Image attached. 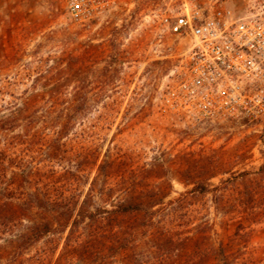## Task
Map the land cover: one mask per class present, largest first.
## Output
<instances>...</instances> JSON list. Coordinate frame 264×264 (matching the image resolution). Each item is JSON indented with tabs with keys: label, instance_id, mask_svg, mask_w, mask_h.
<instances>
[{
	"label": "rangeland",
	"instance_id": "rangeland-1",
	"mask_svg": "<svg viewBox=\"0 0 264 264\" xmlns=\"http://www.w3.org/2000/svg\"><path fill=\"white\" fill-rule=\"evenodd\" d=\"M185 3L237 13L264 10V0H117L100 18L80 24L70 18L67 0H0V109L62 107L79 85L75 77L82 79L83 89L96 96L91 117L99 118L107 106V123L92 133L89 124L71 127L62 141L60 170L76 179L82 166L77 145L92 139L110 146L115 170L125 172L131 185H149L163 195L161 219L138 251H153L165 226L174 228L176 238H188L187 247L202 235L204 244L222 242L239 254V264H264V198L250 204L252 214L238 234L240 219L233 213L244 212L233 205L239 189L264 186V172L239 175L264 165V122L163 109L187 47L168 26ZM232 175L238 179L216 196H180L193 182L211 177L207 184L217 186ZM171 199L177 201L169 204ZM64 238H49L38 252L59 251Z\"/></svg>",
	"mask_w": 264,
	"mask_h": 264
},
{
	"label": "trees",
	"instance_id": "trees-1",
	"mask_svg": "<svg viewBox=\"0 0 264 264\" xmlns=\"http://www.w3.org/2000/svg\"><path fill=\"white\" fill-rule=\"evenodd\" d=\"M75 82L79 85L62 107L0 109V264H105L109 259H115L114 264H239V254L222 242L204 244L201 235L187 247L189 239L176 238L173 227L162 226L153 251H138L161 219L163 195L149 185H131L125 172L115 170L110 146L83 139L76 148L82 160L77 178L60 170L62 141L71 136L70 128L89 124L92 133L107 123L108 107L92 118L96 96L83 89L82 79L75 77ZM263 172L264 165L239 175ZM210 178L193 182L180 196H216L238 176L220 178L217 186L207 184ZM243 187L233 202L244 211L233 210L240 219L237 234L252 214L250 204L264 198V186ZM219 201L223 200L217 205ZM126 219L133 220L126 224ZM82 225L85 231H80ZM57 235H65L59 251L38 252L43 242Z\"/></svg>",
	"mask_w": 264,
	"mask_h": 264
},
{
	"label": "built area",
	"instance_id": "built-area-1",
	"mask_svg": "<svg viewBox=\"0 0 264 264\" xmlns=\"http://www.w3.org/2000/svg\"><path fill=\"white\" fill-rule=\"evenodd\" d=\"M187 4L168 26L187 47L163 109L264 122V10L237 13L226 6ZM116 5L117 0H67V11L74 22L86 24Z\"/></svg>",
	"mask_w": 264,
	"mask_h": 264
}]
</instances>
